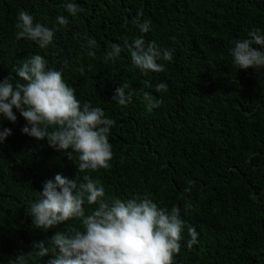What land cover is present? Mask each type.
<instances>
[{"label":"trees","instance_id":"obj_1","mask_svg":"<svg viewBox=\"0 0 264 264\" xmlns=\"http://www.w3.org/2000/svg\"><path fill=\"white\" fill-rule=\"evenodd\" d=\"M75 2L83 11L73 16L66 0H0V80L23 84L14 69L41 55L81 105L100 107L114 121L110 168L80 172L78 154L69 160L46 140L22 134L26 122L15 108V123L0 115V130L12 129L0 144V264L21 252L22 264H45L50 256L40 257L34 242L48 246L56 231H83L75 218L37 229L28 215L43 183L58 173L78 185L85 175L99 181L107 201L148 195L159 207H178L198 243L187 248L186 226L173 264H264V68L237 69L229 53L252 28L264 33V0ZM21 10L53 29L51 45L16 38ZM138 11L150 21L147 33L132 24ZM57 16H66L67 26ZM136 36L172 50V61H157L163 72L142 71L128 49L105 60L113 45ZM89 37L97 42L94 56ZM125 82L132 98L122 106L112 96ZM161 82L167 90L157 92ZM145 93L160 106L150 107Z\"/></svg>","mask_w":264,"mask_h":264},{"label":"clouds","instance_id":"obj_2","mask_svg":"<svg viewBox=\"0 0 264 264\" xmlns=\"http://www.w3.org/2000/svg\"><path fill=\"white\" fill-rule=\"evenodd\" d=\"M65 10L76 15L83 8L75 0H66ZM143 12L138 11L132 19L141 33L150 31V21L142 20ZM56 21L67 26L66 16H57ZM127 22V21H126ZM16 38L34 41L40 48H46L54 39L53 29L36 22L27 11L21 10L15 25ZM249 38L233 41L229 53L237 69L264 68V33L258 28L248 32ZM94 38H87L88 55L94 56ZM259 46V47H257ZM128 49L132 63L142 71L163 72L164 65L158 60L172 61V50L161 49L155 41L146 42L143 36L134 37L131 42L123 40V47L116 44L105 54V60H115ZM67 64V61H64ZM15 76L24 83L10 82V77L0 80V115L15 123V108L25 124L22 134L36 140H46L57 152H67L70 160L78 154V171H96L110 168L112 145L109 135L114 121L105 117L100 107L90 103L81 105L75 96V89L63 79L62 72L48 68L46 60L39 54L26 58L14 69ZM156 91H166L164 82L157 84ZM130 86L127 82L116 87L112 100L122 106L131 101ZM150 107H159L162 100H153L145 93ZM12 134V129L0 130V144ZM71 149V151H68ZM79 184L61 174L46 180L38 198L30 202L28 215L37 229L48 230L70 219H78L83 231H56L46 246L41 240L33 243L40 257L50 256L45 264H173V257L181 249V233L187 226L189 239L187 248L198 243L195 228L186 225L180 209L170 211L159 207L148 195L111 201L104 199L105 192L99 181L84 176ZM85 204L89 207L86 212ZM21 252L10 259L9 264H22Z\"/></svg>","mask_w":264,"mask_h":264}]
</instances>
